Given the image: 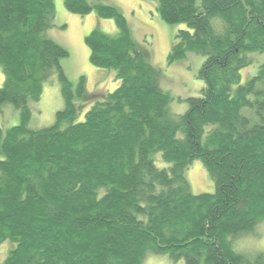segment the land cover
I'll return each mask as SVG.
<instances>
[{
	"label": "trees",
	"instance_id": "1",
	"mask_svg": "<svg viewBox=\"0 0 264 264\" xmlns=\"http://www.w3.org/2000/svg\"><path fill=\"white\" fill-rule=\"evenodd\" d=\"M147 1L159 20L182 26L166 66L198 59V96L170 95L115 6L62 0L67 12L117 30L84 38L91 66L115 81L97 98L84 77L68 81L60 65L68 53L47 37L53 0H0V107L19 113L16 126L0 128V248L8 243L0 264H144L148 254L264 264V253L232 242L264 220V0ZM256 55L262 62L242 84ZM53 77L63 109L51 126L30 129ZM174 102L186 103L183 114L171 113ZM194 161L212 193L191 194Z\"/></svg>",
	"mask_w": 264,
	"mask_h": 264
},
{
	"label": "rangeland",
	"instance_id": "2",
	"mask_svg": "<svg viewBox=\"0 0 264 264\" xmlns=\"http://www.w3.org/2000/svg\"><path fill=\"white\" fill-rule=\"evenodd\" d=\"M55 6V27L47 32V37L61 46L68 53V57L61 60V67L72 85H76L80 77L86 79L85 88L87 93L102 97L106 92H113L116 87L114 77L110 72L92 67L89 62V50L84 44V38L92 31L115 37L117 30L112 20L99 19L95 14L79 16L67 12L62 4V0H53ZM102 3L115 6L124 16L130 29L132 38L142 46L149 56L150 63L158 66L162 71L163 87L175 97L182 101L187 97H196L202 87L201 82L196 79L200 61L198 59H188L185 64L166 66L167 56L174 42L175 34L181 30L182 26L168 25L159 20L155 4L147 0H102ZM65 28H61V27ZM197 57V56H196ZM262 62L260 55L252 59L251 65L241 72V83L244 84L250 76L255 75ZM112 74V73H111ZM3 76L0 68V86ZM79 121L84 118V113L88 110V101ZM186 103L174 102L171 110L174 115L183 114ZM63 109L60 94V86L56 77L43 84L42 95L39 102L32 105V120L30 129L38 130L49 127L54 122L55 114ZM18 111L10 104L0 107V128L2 134L11 127L18 124ZM0 157L1 154H0ZM155 164L162 167L159 159H155ZM185 177L189 183L191 194L198 195L212 193L213 183L200 161H194L185 172ZM234 248L237 252L244 254L264 253V220L256 226L253 232L243 234V236L233 239ZM8 248V243L0 248V260H4ZM144 264H183V262H173L166 256L148 254Z\"/></svg>",
	"mask_w": 264,
	"mask_h": 264
}]
</instances>
